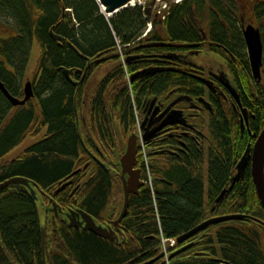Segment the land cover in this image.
<instances>
[{
  "label": "trees",
  "instance_id": "16d2710c",
  "mask_svg": "<svg viewBox=\"0 0 264 264\" xmlns=\"http://www.w3.org/2000/svg\"><path fill=\"white\" fill-rule=\"evenodd\" d=\"M33 1L34 6L45 11V17L31 15L29 0H5L0 5V15L19 26L17 37L0 40V80L15 98L23 97L18 91L34 49V29L40 42L34 77L38 106L34 108L31 102L28 108H12L0 91V184L22 177L47 192L71 174L78 155L84 152L76 133L78 93H74L62 70L77 71L81 65L73 47L91 58L111 47L123 51L125 45L139 42L147 25L140 7L127 9L109 22L95 0ZM61 5L67 9L64 17ZM223 5L221 0H187L172 5L163 22L165 29L148 39L170 44L191 43L196 40L194 28L197 29L198 17L204 15L202 10L223 9ZM50 30L65 42L54 41ZM218 36L225 40L223 33ZM231 44L234 52L241 50L238 38ZM242 69L246 78L250 74L246 63ZM174 81L168 75L155 77L135 85L134 92L139 96L138 92L148 90L151 84L154 90L164 91ZM177 81L185 92L191 88L199 90L188 80ZM126 88L125 92L122 87L116 90L115 106L118 114L134 125L132 94L138 96L131 92V86ZM100 97L96 101V115L103 131L106 112ZM256 107L258 120L253 129L260 131L264 122V92ZM41 135L18 160L5 161L28 139ZM238 137L225 114L218 112L209 124V138L205 142L208 148L195 147L193 153L169 165L149 156L153 186L144 187L138 196L130 199L122 224L130 235L128 243L112 245L93 234L73 231L65 224L60 230H48L47 247L56 250L51 264H264V211L250 167L225 200L216 204L221 193L231 186L236 166L246 152L247 143ZM115 154H119L116 149ZM142 171L145 179L144 167ZM119 197L118 212L123 205L122 193ZM113 199L117 195L109 177L99 172L89 183L82 205L93 217L104 214L108 217ZM231 215L246 218L208 228L194 237L192 247L184 252L175 255L184 249L182 245L171 249L169 261L166 260L162 239L176 240L208 219ZM41 226L37 206L25 189L13 186L0 193V264H42Z\"/></svg>",
  "mask_w": 264,
  "mask_h": 264
},
{
  "label": "flooded vegetation",
  "instance_id": "af4514ba",
  "mask_svg": "<svg viewBox=\"0 0 264 264\" xmlns=\"http://www.w3.org/2000/svg\"><path fill=\"white\" fill-rule=\"evenodd\" d=\"M4 1L0 0V5ZM29 1L31 15L45 17V11L39 6H34L33 0ZM221 1L224 4L223 9L208 7L202 10L204 15L198 17L197 29L193 27L196 30V40L191 43L170 44L148 39L151 34L165 29V25L160 23L156 24L146 39L141 38L145 30L139 42L124 46V61L116 47L97 53L92 58L89 56H85L86 59L80 58L81 65L77 71L72 70L70 75L72 81L66 79L72 82L74 93H78L75 107L76 133L84 152L78 155L76 167L71 174L59 182L56 188L45 192L37 184L41 188L39 191L49 231L65 227L64 220L71 212L83 211L89 214L82 205L84 195L89 183L99 172H103L109 177L117 199H113L108 217L105 214L98 217L89 215L99 226L113 229L116 240L111 242L94 236L112 245L122 246L128 243L130 235L122 226L125 220L119 228H116L114 223L121 215V211H117V202L119 203L121 199L119 195L122 193L123 196L121 160L126 153L129 139L133 136L137 138L138 143L135 170L141 171V174L144 167L141 161L144 156L155 157L161 164L169 165L178 162L184 155L193 153L195 147L204 148L209 138V124L218 112L225 114L229 125L239 135L238 138L247 143L246 150L254 147L264 129V122L260 131L253 129L258 120L256 103L264 92V0ZM61 8L63 11L62 5ZM248 28H253L259 33L262 43V65L258 77L253 74L246 43L245 32ZM18 29V24L0 15V40L8 41L17 37ZM219 33L225 35V40L220 39ZM235 38L242 43L239 52H234L231 48ZM33 43L40 46L35 29ZM243 63H246L250 72L246 78L242 69ZM123 67L124 71L121 70ZM13 74L15 76V73ZM164 75L175 80L164 91L159 88L154 90L151 84L148 90L139 91V96L134 92L135 85L139 86L141 82ZM178 78L190 81L191 84L197 85L199 90L191 88L185 92L179 88ZM29 82L34 89L35 78ZM128 86H131V92L138 96V98L133 96V103L136 116L140 118V125H137L136 120L133 125V122L121 117L115 106L116 90L122 87L125 92ZM18 93L23 95V99L22 81ZM99 97L102 98L106 112L104 132L96 115L98 109L96 101ZM28 105L25 108H28ZM175 111L182 113L184 124L162 127ZM126 125H129L127 130ZM151 133H155V136L150 142H144L142 151L141 136L144 138ZM115 149L119 151L118 155L115 154ZM249 167L251 169V164ZM73 174L75 175L72 176ZM66 184L69 186L57 193L61 185ZM53 202L56 203V207ZM72 230L89 233L83 227ZM192 239L182 246L192 247ZM53 252H56L55 248L48 249L46 240V264H51Z\"/></svg>",
  "mask_w": 264,
  "mask_h": 264
},
{
  "label": "water",
  "instance_id": "95a60500",
  "mask_svg": "<svg viewBox=\"0 0 264 264\" xmlns=\"http://www.w3.org/2000/svg\"><path fill=\"white\" fill-rule=\"evenodd\" d=\"M133 1H137V0H99V3L106 10V14L113 15L119 10L129 6V4L132 3ZM147 15L150 16L149 10L147 11ZM148 20H150V17ZM50 36L54 41H57L58 43L65 42V39L55 35L53 30L50 31ZM245 38L250 54V61H251L253 74L256 77H258L260 75L261 65H262V43L260 40L259 33L254 31L253 28H248L245 32ZM73 50L81 59H86V57L82 55L78 49L73 47ZM62 70L65 77L71 80L70 75L72 72L66 69H62ZM0 91L3 94V96L6 98V100L10 103V105L14 108L25 107L28 102H30L33 98H35L33 86L31 83H28L25 86V98L22 101L13 97L6 89L5 85L1 82V80H0ZM184 121L185 120H183L182 118V113L175 111L174 113L170 114V116L166 119L162 127L184 124ZM154 136L155 133L145 135L143 138L144 142L145 143L150 142L151 139L154 138ZM137 154H138L137 138L133 136L129 139L127 151L121 160V167L123 171L121 175V181L123 183L125 201L121 215L119 219L114 223V226L116 228H119L120 224L127 217L130 207V197L138 196L140 189L144 186V183H142L141 181V171L135 170V167L137 166V156H138ZM250 164H251V175L253 179V184L255 186L261 207L264 211V129L257 138L254 147L253 148L249 147L246 153L244 154V156L242 157L241 161L237 166L236 175L232 179V187L229 190H225L221 193V195L216 200L217 205H220L225 200L227 195L233 190L234 186L244 179L246 171ZM74 175L75 174H73L72 176ZM13 186L25 189L28 192V194L31 196V198L34 200L37 206V209L40 214L41 225H42V231H41L42 263L46 264L45 249H46V240H47V228L45 225L46 216H45L44 205L38 194L40 188L37 186L36 183L26 178H12L0 184V193L6 191L7 189ZM61 186L62 187L58 190L57 193L65 190L69 186V184L61 185ZM56 206H57L56 203H54V207ZM245 218H246L245 216H226V217L213 218L199 225L189 233L181 236L180 238H178L177 242L179 244H183L212 226L226 222H231V221L244 220ZM64 221L67 224V226L71 229H79L80 227H83V229L86 232L92 233L93 235L102 238L104 240H108L111 242H115L116 240V234L113 231V229L111 228L105 229L102 226H99L92 218V216H90L89 214L83 211L71 212L68 215V218H66ZM185 250H187V248L176 253L175 255H178L181 252H184ZM175 255H173L171 259Z\"/></svg>",
  "mask_w": 264,
  "mask_h": 264
},
{
  "label": "rangeland",
  "instance_id": "374dc122",
  "mask_svg": "<svg viewBox=\"0 0 264 264\" xmlns=\"http://www.w3.org/2000/svg\"><path fill=\"white\" fill-rule=\"evenodd\" d=\"M96 3H97V0H95ZM186 0H149V1H141V5L143 7H152L153 10H155V8L157 7L158 9L160 8H165L166 6H168L169 8L172 6V5H177L179 3H183L185 2ZM98 5V3H97ZM99 6V5H98ZM139 7V6H138ZM69 8V7H68ZM128 9H132L131 7H129ZM101 11V10H99ZM117 17L114 16L113 18ZM112 18V19H113ZM110 19L109 22L112 20ZM148 30V28H147ZM120 48V47H119ZM40 58V48H38V44L35 43L34 45V49L33 51L31 52V55H30V62H29V66H28V69L26 70V72H24V77L21 79L22 81V86L24 87L29 81H31L34 77H35V73H36V69H37V65H38V60ZM106 71V70H104ZM132 98H133V94H132ZM34 108L38 106V103L36 100H34L32 102ZM136 113L134 111V119L136 120ZM206 134H208L206 132ZM205 134V135H206ZM42 138V135L40 137H31L30 139H28L25 144L23 146H21L20 148H18L17 150H15L13 153H11L8 157H6L5 161L7 163H12L16 160H18L22 154L26 151V149H28L29 147L33 146L35 143H37L40 139ZM205 148H208L207 147V144H205L204 146ZM150 168V166H149ZM148 176H150V178L153 180V177H152V173H148Z\"/></svg>",
  "mask_w": 264,
  "mask_h": 264
},
{
  "label": "built area",
  "instance_id": "2783aa9c",
  "mask_svg": "<svg viewBox=\"0 0 264 264\" xmlns=\"http://www.w3.org/2000/svg\"><path fill=\"white\" fill-rule=\"evenodd\" d=\"M147 184L150 186V187H152V181H151V179H149V181H147ZM166 240H163V244H164V246L166 245ZM175 244V242L174 241H172V245H174ZM166 249V248H165ZM166 251V250H165Z\"/></svg>",
  "mask_w": 264,
  "mask_h": 264
},
{
  "label": "bare ground",
  "instance_id": "6f19581e",
  "mask_svg": "<svg viewBox=\"0 0 264 264\" xmlns=\"http://www.w3.org/2000/svg\"><path fill=\"white\" fill-rule=\"evenodd\" d=\"M98 1V0H97ZM134 5H135V2H133L129 7H134ZM122 10H120L119 12H117V13H120ZM110 18L111 17H113V16H109ZM138 113V112H137ZM227 223V222H226Z\"/></svg>",
  "mask_w": 264,
  "mask_h": 264
}]
</instances>
